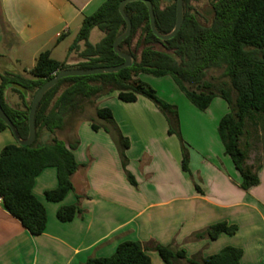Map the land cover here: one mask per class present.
<instances>
[{"label": "trees", "instance_id": "16d2710c", "mask_svg": "<svg viewBox=\"0 0 264 264\" xmlns=\"http://www.w3.org/2000/svg\"><path fill=\"white\" fill-rule=\"evenodd\" d=\"M122 0H105L98 9L84 17L79 33L69 47L68 54L76 55V64L54 60L50 51L41 52L28 75L4 71L0 73V106L11 121L21 140L28 137V113L37 90L59 71L113 67L123 63L113 51V42L126 28L119 13ZM154 22L160 34H169L176 21V0H148ZM200 0H183V24L169 40L157 38L151 31L148 10L143 2L125 5L124 13L131 22L129 36L118 50L132 56L134 63L116 73L66 77L49 89L39 102L35 118V139L30 145L17 142L0 152V198L7 212L15 217L32 235L44 232L47 222L44 206L33 196L35 178L47 167H54L57 187L44 193L48 202H59L73 190L72 175L78 170L73 151L79 141L57 137L63 133L68 118L81 113L86 104L105 95L116 93L123 103H133L138 97L151 101L168 124V135H175L180 143L181 169L192 178L189 151L179 131V118L174 105L159 99L156 91L140 76L170 77L177 89L198 111L209 108L216 96L228 108L217 124V136L224 154L229 157L240 177L239 188L247 191L259 185L261 165L247 166L248 151L241 146L247 122L259 123L264 132V0H209L212 19L205 23L191 6ZM2 29L7 25L0 17ZM103 34L95 44L89 41L92 30ZM61 38V36H60ZM60 38L58 40H60ZM222 70L229 86L223 87L206 80L210 70ZM10 89L17 102L11 104L6 92ZM235 95L232 97V93ZM99 122L91 120L94 131L104 130L114 142L127 181L136 187L134 177L127 170L126 150L130 141L120 132L109 108H95ZM9 130L0 119V131ZM10 131V130H9ZM48 139L42 143V138ZM195 189L201 192L197 184ZM81 196L76 202L59 208L56 217L69 222L82 217ZM237 225L218 222L192 233L187 241L215 240L220 234L234 235ZM148 251H155L163 264H242V250L226 246L218 253L202 257L200 253L187 256L176 245H161L154 240L146 243L125 241L107 258L90 257L81 264H151Z\"/></svg>", "mask_w": 264, "mask_h": 264}, {"label": "crops", "instance_id": "0c3cea01", "mask_svg": "<svg viewBox=\"0 0 264 264\" xmlns=\"http://www.w3.org/2000/svg\"><path fill=\"white\" fill-rule=\"evenodd\" d=\"M104 1L0 0V17L7 25L3 30L0 24V45L6 52L0 53V73L13 72L8 69L13 59L5 55L12 46L29 54L30 70L41 52L50 51L52 57L70 27L94 13ZM102 37L94 29L89 41L95 44ZM66 62L76 64V55L68 54ZM12 95L8 89V101ZM116 99V93L102 96L98 108H109L120 132L129 139L127 170L137 186L127 181L109 134L92 130L87 117L75 133L79 144L73 155L79 168L71 177L73 190L59 202H48L44 193L57 187L56 169L47 167L34 180L31 192L47 216L42 234H30L0 203V264H81L90 257H110L122 242L150 240L165 246L174 244L185 249L189 257L198 253L207 257L232 246L242 250V264H264V165L258 172L259 185L244 191L222 146L217 150L220 157L223 154L219 159L210 149L190 142L179 129L189 151L191 178L181 169L179 140L168 135V124L157 108L143 97L133 103ZM208 109L203 113H207L209 139L216 147L221 117L210 115ZM63 135L65 142L71 139ZM15 143L9 130L0 131V152ZM76 196H81L82 217L60 222L57 211L75 203ZM222 221L237 225V232L220 234L215 240L187 241L192 233ZM147 254L151 264H163L155 251Z\"/></svg>", "mask_w": 264, "mask_h": 264}, {"label": "rangeland", "instance_id": "374dc122", "mask_svg": "<svg viewBox=\"0 0 264 264\" xmlns=\"http://www.w3.org/2000/svg\"><path fill=\"white\" fill-rule=\"evenodd\" d=\"M191 6L193 7L194 11L199 14V18L201 19V21L205 23H210L212 15L209 0H200L199 2H192ZM82 22L83 20H80L70 27L69 34L65 35L64 39L62 40V43L53 51L52 58L62 62L66 61L68 57L69 47L72 45L74 39L78 35ZM0 53H6L1 45ZM7 53L8 54L5 55H9L13 59L12 65H9L8 69L22 75H28L30 72L29 54H26L25 52H19L14 46L9 48V52ZM222 72V70L212 69L208 72L206 80L215 84L217 87H223V83H226L229 86V80L228 78L222 76ZM140 78L141 81L147 83L156 91V95L159 99L165 101L166 103L174 105L177 110H181L180 113L183 116L181 128L179 129L182 130L185 137L189 136L190 142L204 147L205 149H210L213 152L212 154L214 155V157L217 156V158L219 159L223 157V154L220 157L217 152L218 149L220 150L219 146H222L219 139L217 138V142L219 145H216V147L212 145L213 140L211 141V139H209V136L211 135V126L210 123L205 120L207 119V113L204 114L203 112L195 109L184 97V95L177 89L170 77L154 78L151 76L143 75L140 76ZM234 95L235 93L233 92L232 97ZM98 99H96L93 104H86L81 113H78L72 118H68L66 121V127L64 129V132L58 133L57 137L59 139L65 140L63 135L65 134L66 136L70 137L71 140H73L78 124L80 123V121L82 123L85 122L84 120L88 119L87 117H90L89 121L95 120L96 122H99L98 119H96V116L94 115L95 108H97L99 105ZM17 101L18 100L16 96L12 95L10 103L15 104ZM188 108L192 109L189 110ZM208 110L210 115L216 117H222L229 111L225 101L219 96H216L213 99ZM197 130L199 131L197 133L200 134L199 136L195 133ZM241 146L243 148H246L248 151V160L246 162V165L251 166L253 169L261 165L262 168V166L264 165V132L261 129L259 123H246L244 135L241 138ZM205 149L204 151H206ZM199 151L201 152L202 150L199 149ZM225 157L229 159L228 156Z\"/></svg>", "mask_w": 264, "mask_h": 264}, {"label": "water", "instance_id": "95a60500", "mask_svg": "<svg viewBox=\"0 0 264 264\" xmlns=\"http://www.w3.org/2000/svg\"><path fill=\"white\" fill-rule=\"evenodd\" d=\"M131 2H143L148 10V16H149V23H150V28L152 33L159 39L161 40H169L173 38L177 32L180 30L182 24H183V19H184V14H183V0H176V21H175V26L173 30L166 35L160 34L156 27H155V22H154V13H153V7L150 1L148 0H122L121 3L119 4V13L121 14L125 24L126 28L125 31L118 36L114 42H113V51L115 54H117L121 59H123V63L118 65V66H113V67H98V68H92V69H87V70H82V69H65L59 71L53 78L47 80L36 92L34 95L29 113H28V137L25 140H21L15 130L14 127L3 111V109L0 106V119L8 126L10 132L12 133L15 141L19 145L27 146L30 145L34 142L35 139V125H34V118H35V113L37 106L39 102L41 101L42 97L44 94L51 89L60 79L66 78V77H76V76H89V75H96V74H111V73H116L119 70L123 68L130 67L134 63V59L132 56L128 54H124L118 50V45L124 41L130 34L131 32V22L129 18L126 16L124 13V7L126 4L131 3ZM48 139V135H45L42 138V143H44Z\"/></svg>", "mask_w": 264, "mask_h": 264}, {"label": "built area", "instance_id": "2783aa9c", "mask_svg": "<svg viewBox=\"0 0 264 264\" xmlns=\"http://www.w3.org/2000/svg\"><path fill=\"white\" fill-rule=\"evenodd\" d=\"M0 203H2V200H1V198H0Z\"/></svg>", "mask_w": 264, "mask_h": 264}]
</instances>
